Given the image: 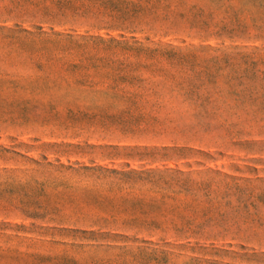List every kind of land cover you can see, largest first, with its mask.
I'll use <instances>...</instances> for the list:
<instances>
[{
    "label": "rangeland",
    "instance_id": "rangeland-1",
    "mask_svg": "<svg viewBox=\"0 0 264 264\" xmlns=\"http://www.w3.org/2000/svg\"><path fill=\"white\" fill-rule=\"evenodd\" d=\"M0 264H264V0H0Z\"/></svg>",
    "mask_w": 264,
    "mask_h": 264
}]
</instances>
